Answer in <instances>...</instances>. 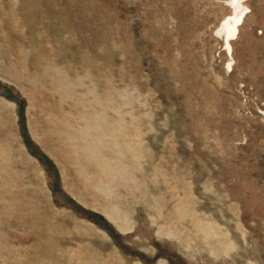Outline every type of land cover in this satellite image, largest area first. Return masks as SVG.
<instances>
[{"label":"rangeland","instance_id":"rangeland-1","mask_svg":"<svg viewBox=\"0 0 264 264\" xmlns=\"http://www.w3.org/2000/svg\"><path fill=\"white\" fill-rule=\"evenodd\" d=\"M0 264H264V0H0Z\"/></svg>","mask_w":264,"mask_h":264},{"label":"bare ground","instance_id":"bare-ground-1","mask_svg":"<svg viewBox=\"0 0 264 264\" xmlns=\"http://www.w3.org/2000/svg\"><path fill=\"white\" fill-rule=\"evenodd\" d=\"M240 1V0H239Z\"/></svg>","mask_w":264,"mask_h":264}]
</instances>
